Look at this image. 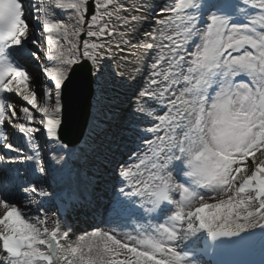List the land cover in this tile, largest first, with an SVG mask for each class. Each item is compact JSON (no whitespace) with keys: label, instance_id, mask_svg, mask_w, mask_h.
I'll use <instances>...</instances> for the list:
<instances>
[{"label":"snow or ice","instance_id":"obj_1","mask_svg":"<svg viewBox=\"0 0 264 264\" xmlns=\"http://www.w3.org/2000/svg\"><path fill=\"white\" fill-rule=\"evenodd\" d=\"M0 264H264V0H0Z\"/></svg>","mask_w":264,"mask_h":264},{"label":"rangeland","instance_id":"obj_2","mask_svg":"<svg viewBox=\"0 0 264 264\" xmlns=\"http://www.w3.org/2000/svg\"><path fill=\"white\" fill-rule=\"evenodd\" d=\"M118 64L120 65V67H118ZM116 65H117V69H115V70H126L125 69V66H123V64H122V58H120L117 61V64ZM127 68L130 69L131 68V65H128Z\"/></svg>","mask_w":264,"mask_h":264}]
</instances>
